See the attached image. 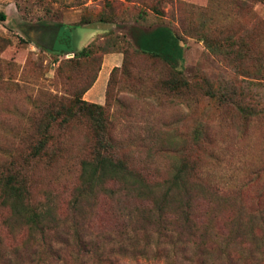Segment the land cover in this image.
<instances>
[{"label": "rangeland", "instance_id": "rangeland-1", "mask_svg": "<svg viewBox=\"0 0 264 264\" xmlns=\"http://www.w3.org/2000/svg\"><path fill=\"white\" fill-rule=\"evenodd\" d=\"M0 11V169L12 154L24 164L28 201L49 203L54 214L30 232L0 202V264H256L244 247L264 244L258 225L246 236L232 222L264 213V0H0ZM159 26L179 38L187 89L165 88L172 70L138 47ZM84 48L87 56H73ZM75 97L103 107L107 152L147 180L190 160L211 199L213 233L229 237L220 250L238 262H225L217 244L202 260L195 244L173 252L148 232L134 234L142 225L121 217L134 199L118 186L109 185L115 197L95 194L72 207L81 162L95 151L87 116L50 124L49 157L30 159L28 150L39 121ZM195 205L202 216L205 204ZM77 234H90L80 257Z\"/></svg>", "mask_w": 264, "mask_h": 264}, {"label": "trees", "instance_id": "trees-1", "mask_svg": "<svg viewBox=\"0 0 264 264\" xmlns=\"http://www.w3.org/2000/svg\"><path fill=\"white\" fill-rule=\"evenodd\" d=\"M155 11L158 10L155 9ZM5 18V13L0 11V21ZM137 44L143 53L160 58L172 70V75L163 82L165 88L179 90L191 86L182 77L181 70L178 68L182 60V45L169 27L159 26L143 34L137 40ZM43 47L49 50L50 46L45 42ZM88 53L84 48L73 52V56H87ZM207 94L211 97L217 96L211 90H207ZM77 113L87 116L96 143L93 157L81 162L79 182L73 190L72 207L75 210L82 199L93 197L95 194L115 197L119 191H123L127 197L134 199V206L128 214L121 215L125 223L122 225L126 226L127 223L135 227L136 224L142 225L138 229H133L134 234H137L136 231H142L144 235L148 232L146 237L155 239L156 243L161 239L173 252H176L175 249L183 252L189 244H195L197 252L193 254L202 260V255L211 248L209 246L217 244L219 255H223L225 262H238V258L227 250V246L220 250L222 243H224L223 246L229 244V237L219 240L217 233H213L211 223L215 213L211 209V199L206 195L208 192L205 186L192 177L193 167L190 160L187 157L182 158L173 166L171 175L164 180H147L139 171L129 168L122 159L114 158L107 152L109 140L105 137V118L101 105L75 97L69 105L62 104L54 113H47L37 125L38 138L29 145L28 157L30 159L49 157L46 146L51 138L48 133L50 124L56 121L67 123ZM23 165L18 164L13 159V155L9 154V160L0 169V202L10 210L11 216L21 220L30 232H39L42 230L43 220L47 216L54 218V214L49 203L38 208L28 201L29 191L23 174ZM109 185L118 186L119 191L110 189ZM196 200H202L205 204L202 216H197L195 213ZM232 224H236L237 229L242 227L246 236L260 234V237L264 239V213L262 212L250 214L246 219L243 216H237ZM256 224L258 225L257 233H255ZM229 231L231 234L232 230ZM84 236L89 237L90 234L73 235L72 249L77 257L87 252L89 243L83 241ZM131 238L127 237L129 240ZM240 242L239 245L242 246ZM141 248L140 251L145 253L148 241ZM248 249H251L250 255L254 256L256 264H264V244L258 243L252 244L251 247H244V250ZM244 250L240 248L242 253Z\"/></svg>", "mask_w": 264, "mask_h": 264}, {"label": "crops", "instance_id": "crops-1", "mask_svg": "<svg viewBox=\"0 0 264 264\" xmlns=\"http://www.w3.org/2000/svg\"><path fill=\"white\" fill-rule=\"evenodd\" d=\"M101 73L102 72L100 71L99 77H98L97 81L95 82L94 87H96V85L99 84V81L101 79ZM91 91H93V92H91ZM86 95L89 96V97L87 96L88 99H91V100H94L95 101L96 100V97H98V95H99V92H98V90H93V88H91L90 92H87Z\"/></svg>", "mask_w": 264, "mask_h": 264}]
</instances>
